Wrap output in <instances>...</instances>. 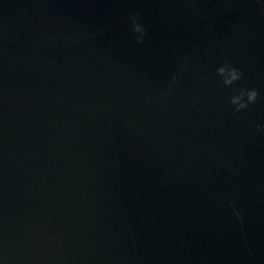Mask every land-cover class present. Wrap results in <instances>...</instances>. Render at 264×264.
<instances>
[{
    "label": "water",
    "instance_id": "1",
    "mask_svg": "<svg viewBox=\"0 0 264 264\" xmlns=\"http://www.w3.org/2000/svg\"><path fill=\"white\" fill-rule=\"evenodd\" d=\"M257 124L259 0H0V264H264Z\"/></svg>",
    "mask_w": 264,
    "mask_h": 264
},
{
    "label": "clouds",
    "instance_id": "2",
    "mask_svg": "<svg viewBox=\"0 0 264 264\" xmlns=\"http://www.w3.org/2000/svg\"><path fill=\"white\" fill-rule=\"evenodd\" d=\"M264 4V0H259ZM131 23V30L134 34L133 39L137 44H142L146 37V28L140 20V13H134L129 17ZM216 75L219 77L222 85L225 88L232 89V93L228 98V103L232 106L235 112H241L248 108L249 105L254 104L258 99V91L256 88H248L243 85L234 88V85L239 84L244 77L243 71L228 60L219 64L216 69ZM177 77L173 76V83L177 81ZM256 127L264 132V126L257 124Z\"/></svg>",
    "mask_w": 264,
    "mask_h": 264
}]
</instances>
